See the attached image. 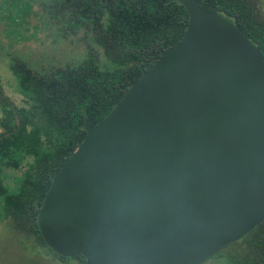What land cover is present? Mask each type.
<instances>
[{"label": "water", "instance_id": "obj_1", "mask_svg": "<svg viewBox=\"0 0 264 264\" xmlns=\"http://www.w3.org/2000/svg\"><path fill=\"white\" fill-rule=\"evenodd\" d=\"M182 38L94 125L38 211L85 264H202L264 220V58L197 0Z\"/></svg>", "mask_w": 264, "mask_h": 264}, {"label": "trees", "instance_id": "obj_2", "mask_svg": "<svg viewBox=\"0 0 264 264\" xmlns=\"http://www.w3.org/2000/svg\"><path fill=\"white\" fill-rule=\"evenodd\" d=\"M200 6L233 23L264 58V0H197ZM20 26L27 31V16ZM47 14L46 27L63 39L82 33L87 48L84 60L59 68L42 66L15 50L5 63L15 88L26 99L17 106L6 96L0 81V174L19 169L21 151L32 161L24 170L17 191H9L0 178V221L12 220L25 238H32L61 261L64 257L47 246L40 235L37 215L52 177L76 150L86 132L84 122L103 119L124 93L159 58L160 52L183 36L188 14L172 0H40ZM33 28L38 29L37 25ZM25 32H22V34ZM30 34L28 39L32 38ZM104 54L100 63L98 55ZM8 63V64H7ZM39 123H35V121ZM37 135L24 139L32 124ZM229 264H264V220L215 255Z\"/></svg>", "mask_w": 264, "mask_h": 264}, {"label": "rangeland", "instance_id": "obj_3", "mask_svg": "<svg viewBox=\"0 0 264 264\" xmlns=\"http://www.w3.org/2000/svg\"><path fill=\"white\" fill-rule=\"evenodd\" d=\"M29 11L27 0H0V47L3 50L7 49V54L17 50L29 55L42 66H51V68H59L89 56L86 49L92 44L90 41L89 44H85L81 40L82 33L68 39H63L56 33L50 35L49 31H52L53 27L50 30L46 27L47 14L43 12L40 0L33 2L32 13L27 16L26 31L20 24L24 23L23 18ZM34 25H37L38 29L35 30ZM30 34L33 36L27 40ZM97 57L100 63L105 61L102 51ZM7 61L8 56L0 54V81L3 92L15 105L26 106V99L15 88V83L5 65ZM35 123L38 124L39 121ZM35 123L23 135L24 139L37 135L36 131L40 126ZM16 157L21 159L20 168H3L0 174L3 185L13 192L17 191L21 175L32 161L31 157L24 156L21 151L16 153ZM22 229L11 219L0 221V264H82L74 259L61 261L32 238H25L24 234L20 233ZM223 254L224 251L221 255H213L202 264H229Z\"/></svg>", "mask_w": 264, "mask_h": 264}]
</instances>
